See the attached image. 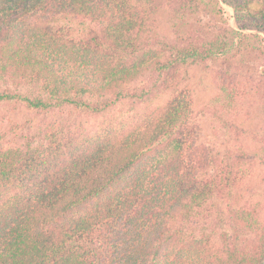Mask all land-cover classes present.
<instances>
[{
  "label": "trees",
  "instance_id": "obj_1",
  "mask_svg": "<svg viewBox=\"0 0 264 264\" xmlns=\"http://www.w3.org/2000/svg\"><path fill=\"white\" fill-rule=\"evenodd\" d=\"M201 2L0 0L1 105L131 112L50 130L44 146L0 139V264H264V218L240 205L237 158L196 146L180 86L222 46L150 38L161 9L192 15ZM257 91L264 115V70Z\"/></svg>",
  "mask_w": 264,
  "mask_h": 264
},
{
  "label": "rangeland",
  "instance_id": "obj_2",
  "mask_svg": "<svg viewBox=\"0 0 264 264\" xmlns=\"http://www.w3.org/2000/svg\"><path fill=\"white\" fill-rule=\"evenodd\" d=\"M262 2L202 0L197 12L183 16L163 8L150 38L166 42L193 33L222 46L205 65L193 64L181 73V89L192 101L190 127L196 128V146L207 149L209 156L221 161L237 158L242 170L240 205L257 206L264 218V143L256 139L264 135L263 105L257 91L264 70ZM19 91L25 93L24 88ZM129 108L128 101H123L92 117L70 108L41 115L19 105L0 104V139L5 147H22L29 138H35V146H44L50 130L53 134L74 133L79 126L90 130L110 117L130 114Z\"/></svg>",
  "mask_w": 264,
  "mask_h": 264
}]
</instances>
